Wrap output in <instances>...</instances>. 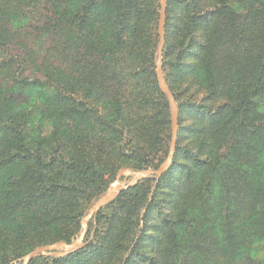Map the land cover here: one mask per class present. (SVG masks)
<instances>
[{
  "label": "trees",
  "instance_id": "1",
  "mask_svg": "<svg viewBox=\"0 0 264 264\" xmlns=\"http://www.w3.org/2000/svg\"><path fill=\"white\" fill-rule=\"evenodd\" d=\"M158 12V0H0V171L17 205L66 224L37 245L68 241L119 167L166 157ZM165 14L170 168L151 195L146 178L102 208L86 246L28 264H122L132 243L124 264H264V0H167ZM40 94L81 130L45 133L25 114Z\"/></svg>",
  "mask_w": 264,
  "mask_h": 264
},
{
  "label": "rangeland",
  "instance_id": "2",
  "mask_svg": "<svg viewBox=\"0 0 264 264\" xmlns=\"http://www.w3.org/2000/svg\"><path fill=\"white\" fill-rule=\"evenodd\" d=\"M167 2V0H166ZM160 10V8H159ZM159 13V12H158ZM159 18V15H158ZM158 25V24H157ZM165 28V24H164ZM167 32V34H169ZM158 34V33H157ZM165 30H164V42H165ZM159 42V38L157 41V45ZM156 45V49H157ZM164 47V44H163ZM163 52V48H162ZM162 52H161V66H162ZM155 59H156V51H155ZM163 72V70H162ZM164 75V74H163ZM182 77V76H180ZM184 80V77H182ZM166 81V80H165ZM187 81L189 79L185 80L184 82L181 83L180 89V97L183 99L186 98V94H184L183 90L187 86ZM186 93V92H185ZM29 101L33 104L39 102V107L33 108L31 112H25L26 116L30 119L33 120V122H39V119H43L46 122V127L44 128L45 133H51L53 130H57L60 134V136H63L62 134H67L69 135L71 132L77 130L79 132L81 129L80 125L79 126H69L68 121L69 118L72 119L73 116L68 113V108L65 105L60 104L57 102V100H53L52 98H49L44 95H37L34 97L29 98ZM177 105V102H176ZM169 106V104H168ZM178 110V107H177ZM170 112V108H169ZM183 124H186L184 122ZM34 130L33 132H38L41 128L39 127V124H36V127H33ZM178 130V127H177ZM172 132V119H171V112H170V136ZM62 133V134H61ZM44 144V143H43ZM163 161V160H162ZM162 162L157 164L156 167L150 166L149 168H157ZM121 167H127L133 170H138L141 168L133 167V166H121ZM119 167V168H121ZM118 168V169H119ZM147 168V167H143ZM118 169L115 171L113 178L108 182L106 187L114 180L116 176V172ZM8 170H2L0 171V214H3L4 217L7 219H3L0 221V264H21L20 258L23 257L27 252L32 250L34 247L38 246L37 242L38 241H47V237L52 236L58 233L56 231L57 229H64L65 220L63 218L57 219L58 221H54L52 215H48L47 218L51 220V222H39L38 218L35 217V215L29 211L24 210L20 205H17L16 200H17V193L9 183H7L6 176H7ZM163 175V174H162ZM161 175V176H162ZM157 176H149L147 178H154V183L150 192V195L152 194V191L156 187V183L158 182V179L161 177ZM130 177H127L126 180H129ZM146 179V178H145ZM143 180V179H142ZM141 181V180H140ZM139 181V182H140ZM136 185V184H135ZM106 187L95 197L91 198L85 205L84 207L82 206L81 209L82 213L80 214L79 217V224H78V229L74 231L70 237L69 240L66 242H71L72 239H74L77 235V233L80 230V220L82 216L86 213L88 210L89 206L101 195V193L106 189ZM132 187V186H131ZM8 202L12 204V207H10V211L13 213V217H8L7 216V210H8ZM108 205V204H107ZM104 208V207H103ZM100 211V210H99ZM98 213L89 221L91 222V226L88 225L84 239H83V246H86L94 237L95 234V228H96V217ZM53 220V221H52ZM88 223V224H89ZM53 237V236H52ZM63 240V239H60ZM58 241V240H56ZM55 242V241H53ZM50 242V243H53ZM49 242L46 243H41L39 245H44V244H50ZM133 246V243L129 247L128 251L124 254L122 264H124L131 248ZM81 247V248H82ZM68 255V254H67ZM66 256V255H64ZM64 256H56V255H38L34 258H39V257H64ZM32 258V259H34ZM31 259V260H32ZM30 260V261H31ZM29 261V262H30Z\"/></svg>",
  "mask_w": 264,
  "mask_h": 264
},
{
  "label": "water",
  "instance_id": "3",
  "mask_svg": "<svg viewBox=\"0 0 264 264\" xmlns=\"http://www.w3.org/2000/svg\"><path fill=\"white\" fill-rule=\"evenodd\" d=\"M158 2L160 8L158 25H157L159 42L156 49L155 76L160 91L167 98L171 112V119H172V132H171V138H170V143L166 157L157 168L147 167L138 170H133L127 167L119 168L118 171L116 172V176L114 180L106 187V189L101 193V195L89 206L86 213L82 216L80 220V230L77 233L76 237L71 240V242L58 240L50 244L38 245L20 258L21 264H28L32 258L38 255L64 256L80 249L83 246V239L88 227V223L99 212V210H101L107 204L112 202L120 194L121 191L131 186H134L140 180L145 179L149 176L159 177L170 168L173 161L176 138H177L178 110L173 93L171 92L169 86L167 85L162 72L161 52L164 44L166 0H158ZM127 177H130V179L126 180Z\"/></svg>",
  "mask_w": 264,
  "mask_h": 264
}]
</instances>
